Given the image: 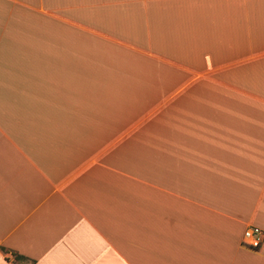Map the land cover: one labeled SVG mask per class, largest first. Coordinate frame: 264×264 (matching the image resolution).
<instances>
[{"label": "crops", "instance_id": "0c3cea01", "mask_svg": "<svg viewBox=\"0 0 264 264\" xmlns=\"http://www.w3.org/2000/svg\"><path fill=\"white\" fill-rule=\"evenodd\" d=\"M249 227L264 0H0V264H264Z\"/></svg>", "mask_w": 264, "mask_h": 264}, {"label": "built area", "instance_id": "2783aa9c", "mask_svg": "<svg viewBox=\"0 0 264 264\" xmlns=\"http://www.w3.org/2000/svg\"><path fill=\"white\" fill-rule=\"evenodd\" d=\"M245 243L250 246H259L264 239V232L258 227H249L244 234Z\"/></svg>", "mask_w": 264, "mask_h": 264}, {"label": "trees", "instance_id": "16d2710c", "mask_svg": "<svg viewBox=\"0 0 264 264\" xmlns=\"http://www.w3.org/2000/svg\"><path fill=\"white\" fill-rule=\"evenodd\" d=\"M17 257H18V255H17ZM17 257H16V258H17Z\"/></svg>", "mask_w": 264, "mask_h": 264}]
</instances>
